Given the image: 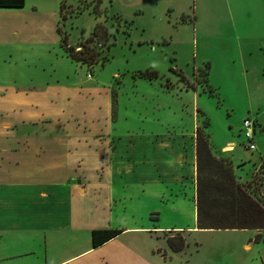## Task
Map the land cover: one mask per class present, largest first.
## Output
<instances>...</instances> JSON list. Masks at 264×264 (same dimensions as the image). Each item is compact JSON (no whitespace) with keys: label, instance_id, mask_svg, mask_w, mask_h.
<instances>
[{"label":"crops","instance_id":"obj_1","mask_svg":"<svg viewBox=\"0 0 264 264\" xmlns=\"http://www.w3.org/2000/svg\"><path fill=\"white\" fill-rule=\"evenodd\" d=\"M59 51L62 73L0 86V264L249 263L247 250L203 255L195 238L211 230L196 228L197 92L189 112L181 91L166 109L141 95L144 125L123 126L111 83ZM94 230L120 233L94 247Z\"/></svg>","mask_w":264,"mask_h":264},{"label":"rangeland","instance_id":"obj_2","mask_svg":"<svg viewBox=\"0 0 264 264\" xmlns=\"http://www.w3.org/2000/svg\"><path fill=\"white\" fill-rule=\"evenodd\" d=\"M93 6L100 11L98 17ZM96 24L105 27L110 46L89 43L106 61L88 73L111 83L115 111L120 100L118 123L144 125L132 111L133 101L143 100L141 95L151 107L158 103L166 109L175 105L172 97L181 91L189 112L193 91L197 92V110L204 114H196L197 123L209 122L213 154L233 163L237 181L264 205V131L258 127H264V0H26L19 9L0 8V86L50 79L67 70L59 40L80 50ZM206 64L215 96L204 92ZM150 69L157 79L138 77ZM81 71L77 72L82 76ZM180 76L185 81H179ZM135 92L136 99L131 97ZM245 118L255 120L253 151L244 147ZM229 143L232 151L223 152L220 148ZM155 223L165 221H151ZM257 235L259 242L254 241ZM195 238L203 255L215 248L241 260L240 250H247L246 264H264V231L211 229Z\"/></svg>","mask_w":264,"mask_h":264},{"label":"trees","instance_id":"obj_3","mask_svg":"<svg viewBox=\"0 0 264 264\" xmlns=\"http://www.w3.org/2000/svg\"><path fill=\"white\" fill-rule=\"evenodd\" d=\"M25 0H0V8L19 9L24 6ZM61 4L59 5V16ZM92 12L95 17L100 15L96 6ZM62 19V16H60ZM59 18V17H58ZM59 19L56 24V32L59 37ZM109 34L105 27L96 24L92 30L91 37L82 43V48H75L66 45L64 40H59V45L66 56L73 62L86 66L88 72L94 65H102L106 59L100 55V51L89 46L94 42L99 47H109ZM62 41V42H61ZM209 65L206 64L203 75L205 88L204 92L209 96H215L214 89L208 84ZM175 73V71L173 70ZM200 73V72H199ZM138 77L149 82L158 78L156 71L150 69L139 72ZM179 81H185L180 76ZM169 88L168 85H165ZM195 90L193 85H188ZM111 92L112 115L115 114V96ZM217 96V95H216ZM201 116L204 114L197 110ZM209 122L205 121L202 126L195 129V212L196 228L200 230H258L264 231V205L253 198L241 185L234 174L232 163L225 159L216 157L212 150L207 132ZM207 132V133H206ZM120 233L118 230H94L92 231V244L97 247L112 239ZM259 242V235L254 238ZM167 247L173 252L182 251L185 240L180 234L167 235L165 237Z\"/></svg>","mask_w":264,"mask_h":264},{"label":"built area","instance_id":"obj_4","mask_svg":"<svg viewBox=\"0 0 264 264\" xmlns=\"http://www.w3.org/2000/svg\"><path fill=\"white\" fill-rule=\"evenodd\" d=\"M241 127L244 131V137L246 139L244 147L249 151H253L255 149V143L253 141V134L255 129L254 122L251 121L249 118H245L242 121Z\"/></svg>","mask_w":264,"mask_h":264},{"label":"bare ground","instance_id":"obj_5","mask_svg":"<svg viewBox=\"0 0 264 264\" xmlns=\"http://www.w3.org/2000/svg\"><path fill=\"white\" fill-rule=\"evenodd\" d=\"M231 146H232V145H228V146L224 149V151H226V152L231 151Z\"/></svg>","mask_w":264,"mask_h":264}]
</instances>
